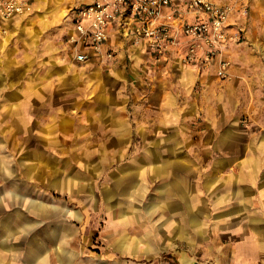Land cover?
Masks as SVG:
<instances>
[{
	"label": "rangeland",
	"instance_id": "obj_1",
	"mask_svg": "<svg viewBox=\"0 0 264 264\" xmlns=\"http://www.w3.org/2000/svg\"><path fill=\"white\" fill-rule=\"evenodd\" d=\"M78 2L43 0L24 20L30 33L15 29L24 70L3 68L1 51L0 235L52 264H264V209L220 208L219 192L264 186V2L246 0L227 76H199L165 121L149 97L155 76H108L112 59L67 56ZM54 57L78 74L52 71ZM174 213L183 240L159 239Z\"/></svg>",
	"mask_w": 264,
	"mask_h": 264
},
{
	"label": "built area",
	"instance_id": "obj_2",
	"mask_svg": "<svg viewBox=\"0 0 264 264\" xmlns=\"http://www.w3.org/2000/svg\"><path fill=\"white\" fill-rule=\"evenodd\" d=\"M27 2L0 0V36L7 30L4 21L22 13ZM220 2L183 0V10L196 16L189 21L176 0H88L71 9L79 36H72L69 41L81 47L75 53V60L85 63L94 56L113 59V51L106 48L108 26L129 17L136 31L134 43L144 41L156 63L171 58L175 48H180L182 65L199 71L216 65V75L225 77L230 64L224 57L226 47L244 39L243 25L231 23L230 18L245 17L247 8L246 0Z\"/></svg>",
	"mask_w": 264,
	"mask_h": 264
},
{
	"label": "crops",
	"instance_id": "obj_3",
	"mask_svg": "<svg viewBox=\"0 0 264 264\" xmlns=\"http://www.w3.org/2000/svg\"><path fill=\"white\" fill-rule=\"evenodd\" d=\"M215 3H221L220 0H213ZM43 0H28L27 5L25 6L24 12L15 14L10 17L8 20L4 21V25L7 27V33L0 36V44L3 52L2 64L3 68L7 66L8 68L17 66L19 69H23V64H28L27 56H25L24 51L20 52V54H15V40H17V36L15 33L18 29L20 30L18 34L24 33L29 34V31L23 30L25 26H23L24 20L34 11L35 6L38 7L39 4H42ZM88 0H79L76 5H73L69 8L67 14V31L65 33V39L63 40L64 49L73 61L75 60V53L81 49L80 45L73 44L69 41L72 36H79L78 31L75 28L73 21V13L71 9L74 6H78L81 4H86ZM262 0H254L255 8L258 10L260 5H262ZM176 4L180 5L182 12H184L185 19L192 21L196 16L195 13H189L183 10V0H176ZM168 11V8H166ZM62 15V14H61ZM65 16V14H63ZM61 18V16H60ZM259 20V18H258ZM230 22L233 24H241L245 27V17L241 16H232L230 18ZM135 28L133 24H131V20L129 17H126L123 21H115L112 22L108 26V40L106 43V48L113 51L114 56L112 61L110 62L112 66V70L108 76H155V80L157 83H153L150 88L148 87L149 97L157 96L160 98V104L158 106V113L160 114V121H165L161 115H165V112L168 110V106L175 105L177 106V99L179 98L180 91L185 89H191L195 82L199 79V76H217L216 75V65H213L210 69L199 71L193 66H185L182 65L179 61V55L181 52L180 48H175L173 51V55L171 58L165 60L164 62L156 63L147 45L144 41H141L138 44L134 43L135 36ZM16 37V38H15ZM14 40V41H13ZM238 45L234 43H230L229 46L232 48L233 46ZM17 47H21V44H17ZM230 48V50H231ZM229 50V51H230ZM229 51L226 49V58L229 59ZM30 54V53H29ZM18 57L19 60H14V64L10 63L12 57ZM50 59V64L52 65V71L61 72L63 75L71 74L76 75L78 72L71 67L69 62L61 59ZM100 58L93 57L86 63L95 64L98 62ZM36 60H32V64L26 67V69H31L36 65ZM77 63V62H76ZM125 65L130 72H121V68L119 66ZM231 69V64L226 68L227 71ZM24 70V69H23ZM22 73V72H21ZM39 76H42L41 74ZM166 117V116H165ZM219 192L223 195L221 200L223 203H229L228 205L223 204L220 208L230 209L236 207L243 208H253L255 210L264 209V186L260 185H238L236 186V190H231V194H237L235 196L229 197L226 186H219ZM215 191V189H214ZM236 191V192H234ZM193 192V191H192ZM178 204V203H177ZM180 204V203H179ZM181 217V216H180ZM196 217H192V224L196 223ZM165 225H161V230L164 229L163 232L160 230V238L163 240H167L169 236L171 240L175 242L182 241V222L181 219L177 217V213H174V219L168 224V218H165ZM169 222V221H168ZM14 236L16 234H10V236ZM254 237V240H260L257 235L250 232V239ZM262 239V238H261ZM13 237H11V241L4 238L0 235V264H52L50 259V254L44 252L43 249H39L38 247L23 249L17 242V239L14 238V242L11 243ZM193 241V240H191ZM261 241V240H260ZM166 252L165 250H158L154 254L155 256H160L162 253ZM129 256H136L133 253H129ZM101 264V263H100ZM161 264V263H159ZM234 264H237L234 263Z\"/></svg>",
	"mask_w": 264,
	"mask_h": 264
},
{
	"label": "water",
	"instance_id": "obj_4",
	"mask_svg": "<svg viewBox=\"0 0 264 264\" xmlns=\"http://www.w3.org/2000/svg\"><path fill=\"white\" fill-rule=\"evenodd\" d=\"M182 263L183 264H200L196 260L189 259V258H186V257L185 258H182Z\"/></svg>",
	"mask_w": 264,
	"mask_h": 264
},
{
	"label": "bare ground",
	"instance_id": "obj_5",
	"mask_svg": "<svg viewBox=\"0 0 264 264\" xmlns=\"http://www.w3.org/2000/svg\"><path fill=\"white\" fill-rule=\"evenodd\" d=\"M23 12H24V11H23ZM23 12H22V13H23ZM20 14H21V13H20ZM1 51H2V49H1Z\"/></svg>",
	"mask_w": 264,
	"mask_h": 264
}]
</instances>
